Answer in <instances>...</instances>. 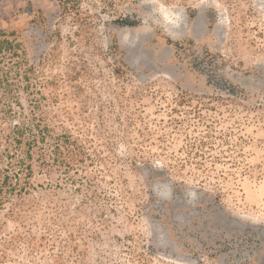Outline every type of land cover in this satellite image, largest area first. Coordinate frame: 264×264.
Segmentation results:
<instances>
[{
    "label": "rangeland",
    "instance_id": "1",
    "mask_svg": "<svg viewBox=\"0 0 264 264\" xmlns=\"http://www.w3.org/2000/svg\"><path fill=\"white\" fill-rule=\"evenodd\" d=\"M0 264H264V0H0Z\"/></svg>",
    "mask_w": 264,
    "mask_h": 264
}]
</instances>
